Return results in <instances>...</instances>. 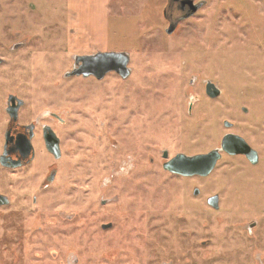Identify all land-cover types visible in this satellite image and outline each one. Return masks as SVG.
<instances>
[{"label":"rangeland","instance_id":"obj_1","mask_svg":"<svg viewBox=\"0 0 264 264\" xmlns=\"http://www.w3.org/2000/svg\"><path fill=\"white\" fill-rule=\"evenodd\" d=\"M166 1L122 14L110 0L101 48L67 26L66 0H0V156L9 95L23 101L17 125L37 129L33 162L0 166V264H264V0H200L170 35ZM107 52L128 54L126 79L67 76L77 56ZM227 133L261 151L257 171L222 156L205 178L164 172V151L196 156Z\"/></svg>","mask_w":264,"mask_h":264},{"label":"water","instance_id":"obj_2","mask_svg":"<svg viewBox=\"0 0 264 264\" xmlns=\"http://www.w3.org/2000/svg\"><path fill=\"white\" fill-rule=\"evenodd\" d=\"M198 9V6H193L192 11L186 17L194 14ZM176 24H170L166 33L172 34L176 29ZM129 56L127 53H97L95 55H84L77 56L74 62V69L67 74V76H82L84 78L94 77L98 80L103 79L106 74L110 72L116 73L121 79H126L131 71L128 68ZM209 88H213L209 85L207 93L210 96L218 94L217 90H213V93L209 92ZM23 101L18 99L16 96L9 95L7 98L6 113L9 116L10 123L14 124L18 120V111L22 107ZM228 126L227 123H225ZM30 129L29 136H18L15 138L13 151H18L20 158L15 160L12 159L7 152L8 145L13 142L14 138L10 136V131L7 130L5 133V142L3 146V153L0 156V166L8 169H16L27 163H29L34 157V149L31 144L32 131L31 126L27 127ZM44 143L47 151L58 158L60 156L59 141L52 130L49 129L47 134L44 130ZM220 151H224L229 155H245L252 162L256 164V160H252L254 152L248 144L240 137L235 135H228L223 138L221 143V149L214 150L206 155L196 156H185L179 155L164 164V168L170 172L177 173L180 175L192 177V176H209L218 160L220 159ZM26 160V161H25ZM197 195V189L194 191ZM218 197L213 196L208 200V204L214 208H217ZM9 204V200L0 194V207ZM111 225H105L103 228H108Z\"/></svg>","mask_w":264,"mask_h":264},{"label":"flooded vegetation","instance_id":"obj_3","mask_svg":"<svg viewBox=\"0 0 264 264\" xmlns=\"http://www.w3.org/2000/svg\"><path fill=\"white\" fill-rule=\"evenodd\" d=\"M200 0H167L166 1V4H165V7H164V17H165V19H166V21L168 22V24L170 25V24H179V22L182 20V19H184V17L185 18H187L186 16L187 15H189V13L192 11V8H193V6H198V8H199V6L201 5L200 4ZM197 11H199V9H197ZM196 11V12H197ZM195 12V13H196ZM194 13V14H195ZM194 14H192V15H194ZM188 17H190V16H188ZM181 19V20H180ZM180 20V21H179ZM70 77H82V76H70ZM84 78V77H83ZM94 78V77H93ZM96 79V78H95ZM96 80H98V79H96ZM209 85H212L213 86V88H209V92L210 93H213V90H217L218 91V94L217 95H215V96H210L208 93H207V88H208V86ZM204 91H205V95L207 96V97H209L210 99H215V98H217V97H219V95H220V90L213 84V83H211V82H207L206 84H205V87H204ZM241 110L243 111V113H247V114H249L250 112H252V113H256V111L257 110H255V111H253L254 110V108H250V109H247V108H245V107H242L241 108ZM248 111V112H247ZM256 115V114H255ZM225 123H227L228 124V126H226L225 125ZM11 124V123H10ZM31 126V131H32V138H31V141H32V139H34L35 138V136H36V134H37V129H36V127L35 126H33V125H30ZM30 126H25V125H17V123H14V124H11L10 125V127L8 128V130L10 131V136L11 137H13L14 138V140H13V142L12 143H10L9 145H8V148H7V152H8V155L12 158V159H15V160H17V159H19L20 158V154H19V152L18 151H13L12 149L14 148V143H15V138L16 137H18V136H21V135H24V136H29V133H30V129L28 128L27 129V127H30ZM223 127L225 128V129H232V124L231 123H229L228 121H223ZM49 129L50 130H52L53 131V133L55 134V136L57 137V139H58V141H59V151H60V156L58 157V158H55V156L54 155H52L51 153H49L48 151H47V149H46V147H45V143H44V130L46 131V133L48 134L49 133ZM41 134H42V139H43V143H44V147H45V150L47 151V153H49L55 160H58L60 157H61V149H60V140H59V138H58V136L56 135V133L54 132V130L50 127V126H44V127H42V131H41ZM228 135H235V136H239V135H237V134H235V133H227V134H225L223 137H222V139H221V142H220V148L219 149H221V143H222V140H223V138L224 137H226V136H228ZM241 137V136H240ZM242 138V137H241ZM243 140H244V138H242ZM245 142H246V140H244ZM247 144H248V146L254 151V152H256V154H254L253 155V157H252V160L254 161V160H256V164H252V162L247 158V156H245V155H229L228 153H226V152H224V151H220V159L218 160V162L222 159V156H228V157H240V158H243L245 161H246V163L249 165V167L251 168V171H255L256 169L255 168H257V167H259V165L261 164V162L263 161V158H262V153H261V151L259 150V149H257V148H255L249 141L248 142H246ZM219 149H214V150H219ZM214 150H212V151H214ZM212 151H210V152H212ZM210 152H205V153H202V154H197V155H206V154H209ZM179 155H182V154H179ZM179 155H176V156H179ZM175 156V157H176ZM162 157L166 160V162L165 163H167L168 161H170L171 159H173L174 157H169V155H168V152H166V151H164L163 153H162ZM34 158H35V152H34V157H33V159L29 162V163H27V164H25V165H23V166H21V167H19V168H23V167H26V166H28L30 163H32L33 162V160H34ZM26 161V160H25ZM218 162H217V164H218ZM165 163H163V165H162V168H163V170H164V172H166V173H168V174H170V175H172V176H176V177H180V178H190V177H188V176H184V175H180V174H177V173H173V172H170V171H168V170H166L165 168H164V164ZM216 164V165H217ZM19 168H16V169H19ZM215 168H216V166H215ZM214 168V169H215ZM3 169H7V170H15V169H8V168H4L3 167ZM214 171V170H213ZM257 171V170H256ZM250 173H252V172H250ZM255 173V172H254ZM55 175H56V170H52V172L50 173V175H49V178H48V181L49 182H52L53 180H54V178H55ZM192 177H198V178H205V177H202V176H192ZM208 177V176H207ZM196 189H194V191H195ZM194 191H193V195L194 196H198L199 195V190H197L198 191V194L197 195H195L194 194ZM1 194V193H0ZM211 198V197H210ZM210 198H208L207 199V204H208V200L210 199ZM9 205V204H8ZM8 205H6V206H8ZM212 207V206H211ZM219 206H218V202H217V208H218ZM213 209H215V210H217V208H214V207H212ZM108 224H110L111 226L110 227H108V228H103V226H105V225H108ZM112 228V224L111 223H107V224H103V225H101V230L102 231H108V230H110ZM133 247H126L125 249H132ZM125 252H127V251H125ZM131 252H133V251H131ZM111 259H113V260H115L116 259V257H110V258H106L105 260H106V262H102V263H100V264H113V261H110ZM125 259L126 260H129L130 259V257L129 256H125Z\"/></svg>","mask_w":264,"mask_h":264},{"label":"crops","instance_id":"obj_4","mask_svg":"<svg viewBox=\"0 0 264 264\" xmlns=\"http://www.w3.org/2000/svg\"><path fill=\"white\" fill-rule=\"evenodd\" d=\"M116 5L118 11L116 13L122 14L137 11L143 13L145 7L141 8L139 0H135L134 3L129 0H117ZM66 7L67 26L71 25L77 29L86 28L90 35L89 39H85L87 43L92 44L91 46L104 47L109 35L110 0H66ZM77 38H81V36H77Z\"/></svg>","mask_w":264,"mask_h":264}]
</instances>
